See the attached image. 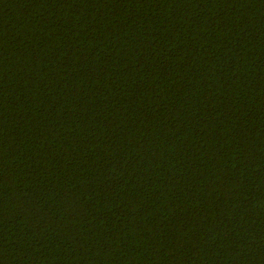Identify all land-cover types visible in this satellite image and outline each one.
Masks as SVG:
<instances>
[{
	"label": "trees",
	"instance_id": "trees-1",
	"mask_svg": "<svg viewBox=\"0 0 264 264\" xmlns=\"http://www.w3.org/2000/svg\"><path fill=\"white\" fill-rule=\"evenodd\" d=\"M0 264H264V0H0Z\"/></svg>",
	"mask_w": 264,
	"mask_h": 264
}]
</instances>
